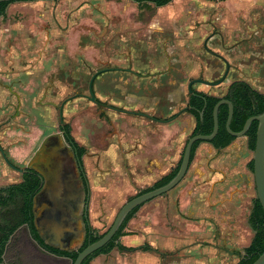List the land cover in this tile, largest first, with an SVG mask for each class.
Returning a JSON list of instances; mask_svg holds the SVG:
<instances>
[{
  "label": "rangeland",
  "instance_id": "obj_1",
  "mask_svg": "<svg viewBox=\"0 0 264 264\" xmlns=\"http://www.w3.org/2000/svg\"><path fill=\"white\" fill-rule=\"evenodd\" d=\"M205 40L211 54L203 48ZM219 57L229 64L225 81L214 87L195 83V91L223 97L231 82L241 80L264 93V0H172L161 8L133 0L11 3L0 17V146L9 163L24 170L41 141L58 132L62 106L63 124L84 149L87 220L92 231L103 235L127 201L177 167L194 118L185 113L159 124L151 117L165 120L185 108L189 82L219 81L226 69ZM129 64L136 72L158 74L105 72L93 83L98 103L87 99L96 72ZM252 158L246 137L221 152L201 142L184 179L154 199L164 202L163 211L181 208L191 216L200 207L193 202L202 200V189L214 180H225L228 190L245 191L239 227L231 223L229 231L222 230L224 244L209 238L217 248H208L203 259L195 228L188 225L172 235L167 246L183 253L182 259L192 257L202 264L240 261L254 234L248 224L256 198ZM20 180L0 156V185ZM152 201L139 212H147Z\"/></svg>",
  "mask_w": 264,
  "mask_h": 264
},
{
  "label": "trees",
  "instance_id": "obj_2",
  "mask_svg": "<svg viewBox=\"0 0 264 264\" xmlns=\"http://www.w3.org/2000/svg\"><path fill=\"white\" fill-rule=\"evenodd\" d=\"M34 1V0H25ZM138 4L150 3L156 8L167 6L172 0H133ZM215 2L219 0H206ZM24 2V1H16ZM14 2L0 3V17L4 16L6 8ZM225 99L233 105V116L229 124L230 131L239 133L247 119L258 116L264 112V94L254 90L244 81L236 80L230 83L225 95L221 98L207 96L197 92V96H192L189 100L188 111L195 119L196 126L191 134L210 135L213 131V108L221 100ZM228 116V105L223 104L217 112L218 133L209 143L215 149H224L235 139L225 128ZM257 122L254 121L245 133L247 148L253 152L255 146ZM65 137L68 141H73L70 129L64 125ZM74 143V142H73ZM201 142H195L191 148L190 164L194 158L196 149ZM78 158L81 159L84 149L76 146ZM180 166L168 175L162 177L151 188L139 194L146 193L152 189L168 184L176 175ZM252 171V161L249 163ZM42 185L40 177L30 171L23 173L19 183L6 187H0V264H73L78 252L86 246L96 242L103 235H97L92 231L89 223L87 236L84 244L77 252L70 253L47 246L40 238L35 225L32 212V199L40 190ZM138 194V195H139ZM141 207L135 208L127 215L113 239L102 249L84 259L81 264L90 262L101 254H108L113 248L124 249L118 245V239L123 236L128 222L138 212ZM248 224L254 232L250 245L245 249L244 255L237 264H252L264 251V214L257 199L253 201L251 213L248 217Z\"/></svg>",
  "mask_w": 264,
  "mask_h": 264
},
{
  "label": "water",
  "instance_id": "obj_3",
  "mask_svg": "<svg viewBox=\"0 0 264 264\" xmlns=\"http://www.w3.org/2000/svg\"><path fill=\"white\" fill-rule=\"evenodd\" d=\"M25 0H0V3L16 2ZM226 64V71L223 77L217 83H208L201 80H194L188 83V91L191 92V86L195 83H203L209 86H216L225 81L229 64L223 57H219ZM113 71V69H104L96 72L88 83L87 99L93 103H97L93 92V83L97 76L105 72ZM228 105V116L225 124L226 131L235 138L244 137L246 131L252 122H257L255 146L253 150L252 158V175L254 182V189L256 199L260 204V207L264 214V112L258 116L251 117L246 120L243 125L242 131L234 133L230 131L229 124L233 116V105L228 100H220L213 108V131L210 135H195L188 139L179 169L174 178L166 185L152 189L146 193L136 195L127 201L118 211L116 217L109 227L107 232L96 242L89 244L82 251L78 252L73 264H81L84 259L91 256L98 250L106 246L116 235L121 224L135 208L142 207L144 204L154 200L157 197H161L174 189L184 179L189 168L190 154L192 145L195 142H210L218 133V119L217 112L221 105ZM62 108V106H61ZM59 121L63 123L61 109L59 110ZM71 144L66 142L63 133L56 132L47 135L40 143L39 147L31 157L29 163L26 165L25 170H36L37 174L41 176L43 183L40 190L33 197L32 200V212L34 214L35 228L43 240V242L54 249L61 251H71L74 246L83 241L84 230L80 220L75 219L67 207L63 204L62 199V177L67 166V161L72 157ZM0 156L3 161L19 174L24 173L14 167L7 160L3 149L0 146ZM78 187H76L77 189ZM79 197L81 200L85 199V212L84 216L87 219V210L89 203V193L84 196L83 188L79 186ZM88 221V220H87ZM252 264H264V251Z\"/></svg>",
  "mask_w": 264,
  "mask_h": 264
},
{
  "label": "crops",
  "instance_id": "obj_4",
  "mask_svg": "<svg viewBox=\"0 0 264 264\" xmlns=\"http://www.w3.org/2000/svg\"><path fill=\"white\" fill-rule=\"evenodd\" d=\"M153 162L158 163L159 160H153ZM224 183L225 180H214L209 188L202 189L199 197L202 200L198 203H196L197 201L193 202L194 206L199 205L200 207L197 213L194 211L195 214L193 215V212L190 214L191 216L184 213L181 208L176 210L173 207L174 210L169 212L171 208L168 206L166 211H163L161 204L164 202L153 200V204L147 207V212H139V209L128 222L124 230L125 234L117 242L124 249L121 250L115 247L108 254H101L95 257L90 264H189L188 260L190 259L194 260L195 264H202L199 259L192 257L182 259L183 253L177 255L172 248L167 246L168 241L172 235L181 233L184 227L188 225L195 228L194 234L200 237V242L198 243L203 246L200 250L202 259L209 254L208 248L216 246L210 243V239L215 243L220 240H222L223 244L226 243L225 240L227 238H224L225 234L222 230L226 229L229 231L231 223L235 224L234 229L237 226L239 227L236 223H239L240 215L244 214L243 205L246 200L244 190L239 188L228 190ZM12 184L0 185V187ZM204 192H206L205 198H203L205 196ZM167 204L169 205L170 202ZM155 207L158 209L156 212L150 211V209ZM182 221L184 222L183 226H181ZM206 240L207 243H205ZM158 241L166 243L165 245L163 242L159 244ZM186 255L191 256V253H186Z\"/></svg>",
  "mask_w": 264,
  "mask_h": 264
},
{
  "label": "flooded vegetation",
  "instance_id": "obj_5",
  "mask_svg": "<svg viewBox=\"0 0 264 264\" xmlns=\"http://www.w3.org/2000/svg\"><path fill=\"white\" fill-rule=\"evenodd\" d=\"M206 43H207V40L204 41L203 43V48L204 50L207 52V53H210L211 52L207 49L206 47ZM224 63V62H223ZM225 64V63H224ZM132 65V64H131ZM225 68H226V64H225ZM109 69H113V71H109V72H125V73H129V74H133V75H136L138 77H150V76H153V75H156V74H150V73H141L139 71H135V69H133V67L130 66L129 64V68H109ZM230 70V68H229ZM226 71V69H225ZM225 73V72H224ZM229 73V71H228ZM224 75V74H223ZM222 75V77H223ZM228 75V74H227ZM221 77V78H222ZM227 78V77H226ZM241 81V80H240ZM218 82V81H217ZM216 82V83H217ZM190 83V82H189ZM205 85V84H204ZM188 86V85H187ZM209 86V85H207ZM218 86V85H216ZM193 85L191 86V92L187 91L188 93V101H187V105L185 108L181 109L180 111H178V113L172 115L171 117H169L168 119H165V120H161V119H157L155 117H151V119L155 122H158L159 124H165V123H169V122H172L173 120L177 119L180 115L182 114H189L191 117H193L188 111L190 110V106H189V100L192 96H197V91H195L193 88ZM209 87H214V86H209ZM188 90V88H187ZM259 92V91H257ZM202 93V92H201ZM260 93V92H259ZM204 94V93H203ZM261 94H264V93H261ZM207 95V94H205ZM207 96H210V95H207ZM218 98H221V97H218ZM223 100V99H221ZM225 100V99H224ZM98 103V102H97ZM61 109V113H62V108L60 107ZM59 109V110H60ZM136 114V113H134ZM138 114V113H137ZM147 116V115H146ZM149 117V116H148ZM194 118V117H193ZM63 119V117H62ZM195 120V126H196V119L194 118ZM194 126V128H195ZM194 130V129H193ZM58 132H61L63 133V137L65 139L66 142L70 143L71 144V150H72V157H71V160L69 161V163L72 162L73 164V167L75 169V175L72 174V169L71 168H68V164L65 168V172L63 173V177H62V199H63V204L67 207L68 209V212H70V215H72L75 219L77 220H80V222L83 224L86 223L85 226H83V230H84V236H83V241L79 242L80 245L79 247L77 248H73L71 251H67V252H70V253H74V252H77L78 249L84 244L85 240H86V236H87V229H88V221L87 219L85 218L84 216V212H85V199L83 198L81 200V198L79 197V191L77 189H79V186L81 188H83V192H84V196L86 195V199H87V194L89 193V189H88V183L86 181V178H85V174H84V170H83V166H82V161L81 159L78 158V152H77V149L75 148V145L73 143V141H68L65 137V132H64V124H60L59 127H58ZM193 132V131H192ZM52 134V133H51ZM192 134V133H191ZM49 135V134H48ZM192 136L190 135L189 138H191ZM245 137V136H244ZM237 139V138H235ZM234 139V141H235ZM188 141V140H187ZM187 143V142H186ZM232 144V143H231ZM230 144V145H231ZM229 145V146H230ZM229 146H227L226 148H228ZM213 148V147H212ZM224 148V149H226ZM215 151L217 152H221L223 149H215L213 148ZM184 151V150H183ZM182 155H183V152H182ZM182 155H181V158L179 160V162H181V159H182ZM252 161V160H251ZM190 165V163H189ZM176 168V167H175ZM24 173L27 172V171H30V172H33L35 174H37L36 170H23ZM172 172V171H171ZM252 172V171H251ZM21 176L23 175L20 174ZM38 175V174H37ZM39 176V175H38ZM166 176V175H165ZM40 179H41V182L43 183V180L41 178V176H39ZM164 177V176H163ZM42 186V185H41ZM76 187H78L76 189ZM256 199V198H255ZM33 200V199H32ZM34 215V214H33ZM87 215H88V210H87ZM243 256V255H242Z\"/></svg>",
  "mask_w": 264,
  "mask_h": 264
}]
</instances>
